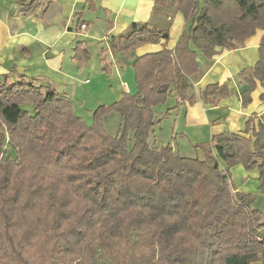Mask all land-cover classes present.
<instances>
[{"label":"trees","instance_id":"obj_1","mask_svg":"<svg viewBox=\"0 0 264 264\" xmlns=\"http://www.w3.org/2000/svg\"><path fill=\"white\" fill-rule=\"evenodd\" d=\"M198 3L178 2L190 26L174 49L134 60L137 90L99 105L90 123L50 86L0 78V230L19 226L28 239L42 234L50 252L64 256L85 239L98 264H264V201L256 208V195L236 190L230 174L239 164L256 170L264 196V122L250 116L241 134L195 145L202 161L150 137L155 104L171 94L196 99L186 78L197 70L191 47L208 57L214 47L236 49L263 31L257 63L241 72L248 85L242 105L257 81L264 89V0H203L199 12ZM159 38L167 32L134 24L110 47L127 56ZM229 95L225 84L200 92L213 105ZM259 98L264 102V92ZM112 114L120 120L114 136L104 125ZM5 138L17 157L4 154Z\"/></svg>","mask_w":264,"mask_h":264},{"label":"crops","instance_id":"obj_2","mask_svg":"<svg viewBox=\"0 0 264 264\" xmlns=\"http://www.w3.org/2000/svg\"><path fill=\"white\" fill-rule=\"evenodd\" d=\"M170 1L162 5L158 0H0V78L8 75L13 82L24 77L48 85L70 100L74 110L82 111L79 117L92 120L99 105L137 90L134 60L163 47L173 50L190 26L177 6L180 0ZM134 24H150L154 30L166 31L168 38L141 43L127 56L112 51V40L126 36ZM262 36L263 31L257 30L244 46L214 47L208 57L191 47L197 52V70L186 78L196 99L189 103L171 94L166 115L171 119V138L181 140L170 145L180 155L202 161L204 153L195 145L223 132L241 134L250 116L264 122L262 83L256 82L247 105L240 97L248 89L241 72L257 63ZM215 84H225L230 95L213 105L204 102L200 92ZM230 174L236 190L264 201L256 170L246 171L239 164Z\"/></svg>","mask_w":264,"mask_h":264},{"label":"rangeland","instance_id":"obj_3","mask_svg":"<svg viewBox=\"0 0 264 264\" xmlns=\"http://www.w3.org/2000/svg\"><path fill=\"white\" fill-rule=\"evenodd\" d=\"M202 7L203 0H199L198 12L201 11ZM133 93L134 91L131 92V94ZM169 98L170 97H167L165 101L159 102L153 106L155 124L150 137L151 139L155 137L164 143L172 142L171 144L176 146L177 142L171 138L170 128L168 127L169 124L171 125V119L169 116H166L168 107L171 105ZM28 105L29 104L25 103L22 109H29ZM74 112L78 117L82 115L80 114L82 113L81 110L80 112L74 110ZM82 119L86 123H90L91 120V118L87 117L85 119L82 117ZM119 124V117L116 114H112L105 121L104 125L108 133L114 136L119 131ZM180 142L181 140L178 138L177 144ZM3 150L5 155L9 154L12 158L17 157L16 150L8 143L7 138L4 140ZM255 207L261 209L263 207V202L256 200ZM64 228L65 225L63 226V229ZM63 229H59L58 231L61 232ZM50 234V231L46 234L49 244L53 242ZM89 236L94 237L96 234L89 233L87 237ZM84 240L80 244H76L77 247H74L70 255L64 256V250L51 253L43 244L44 238L42 234L28 239L23 230H19V226H13L7 233L0 230V264H98L90 259L89 247L86 244L83 245ZM118 251L120 252L119 247Z\"/></svg>","mask_w":264,"mask_h":264}]
</instances>
